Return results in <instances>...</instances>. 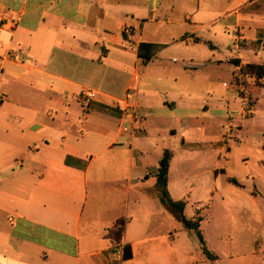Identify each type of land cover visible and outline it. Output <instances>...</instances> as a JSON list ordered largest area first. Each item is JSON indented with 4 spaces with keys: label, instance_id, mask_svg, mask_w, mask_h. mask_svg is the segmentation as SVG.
Segmentation results:
<instances>
[{
    "label": "crops",
    "instance_id": "obj_1",
    "mask_svg": "<svg viewBox=\"0 0 264 264\" xmlns=\"http://www.w3.org/2000/svg\"><path fill=\"white\" fill-rule=\"evenodd\" d=\"M258 1L203 10L196 0L191 14L162 0H0V264L187 258L184 226L158 198L159 163L170 152L167 189L185 213L193 195L220 193L244 128L264 137V86L241 70L264 65ZM143 43L159 46L148 61ZM11 48L20 61L4 57ZM136 75L144 122L124 132ZM84 89L99 92L89 107ZM256 151L264 157V140ZM228 186L245 184L229 177Z\"/></svg>",
    "mask_w": 264,
    "mask_h": 264
},
{
    "label": "rangeland",
    "instance_id": "obj_2",
    "mask_svg": "<svg viewBox=\"0 0 264 264\" xmlns=\"http://www.w3.org/2000/svg\"><path fill=\"white\" fill-rule=\"evenodd\" d=\"M162 1L173 2L176 9L186 7L191 14L197 6L196 0ZM231 1L202 0L201 6L204 10L208 5L221 2L223 7L220 10H226L227 4ZM255 5L264 6V0H259ZM171 10L172 8L168 11ZM263 108L264 102L261 101L257 104L258 112ZM237 137L238 141L231 143V165L224 167L225 172H220V193L208 199L201 195H193L185 211L186 216L191 218L195 215L197 202H203L201 216L204 219L201 230L208 249L218 256V260L216 262L207 260L195 233L184 227L182 230L184 232L179 234L178 244L186 250L187 258L183 260L182 257L183 261L172 258L166 264H189L192 259L200 258H203V261L195 264H264V157L256 151L264 137L259 128H244ZM222 161L224 162V158ZM196 172L197 169L191 166L185 169L188 176L195 175ZM229 177L241 179L245 187L224 190L229 187ZM255 190L258 193H254Z\"/></svg>",
    "mask_w": 264,
    "mask_h": 264
},
{
    "label": "trees",
    "instance_id": "obj_3",
    "mask_svg": "<svg viewBox=\"0 0 264 264\" xmlns=\"http://www.w3.org/2000/svg\"><path fill=\"white\" fill-rule=\"evenodd\" d=\"M158 45L150 44V43H143L140 45L139 48V55L145 60H150V58L154 55L155 51L158 49ZM145 51H148L147 54H144ZM243 73H249L254 76L255 83L261 86H264V65L261 64H246L243 65L241 68ZM263 81H260V80ZM170 152L166 151L160 160L158 173H157V190H158V198L159 200L167 207L169 211H171L176 219L183 224V226L195 233L197 236L199 245L203 254L211 261L217 259L216 255L212 253L208 247L204 235L200 229V223L203 220V216L200 214L196 215L194 218H187L184 209H185V201H175L171 198L168 189H167V182H168V169L170 163ZM72 157L67 156L65 158V163L68 165H72ZM86 164H84L81 168H85ZM230 182L240 185L237 180L234 178L229 179ZM130 254L127 253V256Z\"/></svg>",
    "mask_w": 264,
    "mask_h": 264
},
{
    "label": "built area",
    "instance_id": "obj_4",
    "mask_svg": "<svg viewBox=\"0 0 264 264\" xmlns=\"http://www.w3.org/2000/svg\"><path fill=\"white\" fill-rule=\"evenodd\" d=\"M3 21L5 18L2 19ZM7 21H5L4 24H6ZM122 31L127 34V36L131 35V30L128 27H123ZM21 51L16 48L9 49L4 57L9 60L13 61H20L21 60ZM139 75H136L133 79V86L128 89L126 94L123 97V103L126 104L127 109L132 111L133 113V125H126L125 123L121 124V130L124 132H133L137 127L135 125H139V127L143 124L144 118L141 116H138L135 111L138 107V100H137V91H138V84H139ZM99 95V92L95 89H84L79 94V101L84 107H89V105L97 99Z\"/></svg>",
    "mask_w": 264,
    "mask_h": 264
}]
</instances>
